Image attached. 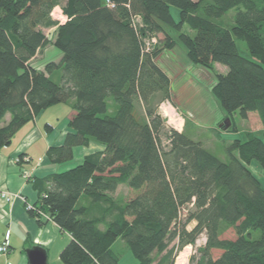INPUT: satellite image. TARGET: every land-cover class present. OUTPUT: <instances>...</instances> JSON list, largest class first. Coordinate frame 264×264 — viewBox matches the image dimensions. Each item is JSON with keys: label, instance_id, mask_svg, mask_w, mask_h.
Masks as SVG:
<instances>
[{"label": "trees", "instance_id": "trees-1", "mask_svg": "<svg viewBox=\"0 0 264 264\" xmlns=\"http://www.w3.org/2000/svg\"><path fill=\"white\" fill-rule=\"evenodd\" d=\"M58 7L65 23L53 19ZM231 10L233 24H221ZM169 28L190 62L211 72L216 64L227 67L212 87L225 119L256 116L264 136V0H0V148L41 113L69 102L70 129L49 149L50 160L70 161L74 148L90 141L105 146L37 183L35 206L51 221L29 212L71 236L60 254L64 264H121L118 240L136 264H173L171 243L193 244L202 232L199 264H264V184L250 169L255 162L264 169V139L244 133L223 161L185 131L166 130L155 102L170 98L171 79L156 59L160 44L176 45ZM160 33L164 42H152ZM49 44L60 57L38 69L33 62ZM120 185L136 195L116 200ZM230 228L235 238L222 239ZM213 250L222 253L213 258Z\"/></svg>", "mask_w": 264, "mask_h": 264}, {"label": "rangeland", "instance_id": "rangeland-1", "mask_svg": "<svg viewBox=\"0 0 264 264\" xmlns=\"http://www.w3.org/2000/svg\"><path fill=\"white\" fill-rule=\"evenodd\" d=\"M59 10V9H58ZM172 12L175 19L179 20V9L172 7ZM65 14H63L64 16ZM57 19L65 21V18L58 11ZM235 16V10L229 11L219 22L221 24H233ZM55 20V21H58ZM170 36L175 39L176 45L172 49H165L160 44L159 47L162 50V54L156 59V63L159 67L165 71V73L171 79V96L162 102H159L160 96L156 99L157 112L161 118L165 121L166 130H176L178 132L185 131L188 137L194 141L201 142L205 148L210 150L216 156L223 161H228L227 147L235 139H245V134L249 130L258 131L260 137L264 139L261 126L258 124L256 116H252L251 119L244 120L239 113H235L230 119H224L221 117L223 110L219 101L212 95V87L216 83L217 73H226L227 67L224 65L216 64L214 71L211 72L199 65H195L189 61L186 49L184 45L178 40L179 33L172 28H169ZM52 39H54L55 32L52 30L45 31ZM184 32L195 35V32L191 31L187 26L184 28ZM155 41L152 42H164V35L158 34ZM237 46L240 53L243 56L249 57L246 45L244 42L237 40ZM158 47V48H159ZM61 51L53 44H49L43 49L40 57L34 60L33 65L40 69L43 68L47 60H56L60 56ZM41 56L43 58L41 59ZM44 56L46 57L44 60ZM64 106V105H62ZM167 107V108H166ZM61 112L57 115H61L66 107H61ZM171 108L174 114L168 113V109ZM114 107L111 111H114ZM139 110H143L141 107ZM226 114V113H225ZM172 116V117H171ZM7 118H10L9 116ZM8 120V119H7ZM174 122V123H173ZM177 123V124H176ZM174 124V125H172ZM236 129V131H235ZM162 147L164 150H168L169 141L166 137H162ZM256 166L260 168L257 172ZM252 171L261 179L264 184V169L255 162L251 167ZM33 174V170H31ZM136 195V192L127 187L121 185L114 194V198L120 202H125ZM35 206V205H34ZM189 210H192L191 206L181 211L179 222L185 223ZM196 226V222L192 221L186 225V229L191 231ZM222 239H234L235 232L232 228L225 231ZM207 243V234L202 232L198 235L193 244H187L183 247L180 246L178 239L174 240L170 248L173 249V264H179L182 260V255H186V264H199L200 252L199 248L205 246ZM115 249L122 250L121 264H136L137 260L132 252L125 247L121 240H118L114 245ZM222 251L213 250V258H217L221 255ZM181 259H180V258ZM179 258V259H178ZM51 264H64L62 261L51 260Z\"/></svg>", "mask_w": 264, "mask_h": 264}, {"label": "crops", "instance_id": "crops-1", "mask_svg": "<svg viewBox=\"0 0 264 264\" xmlns=\"http://www.w3.org/2000/svg\"><path fill=\"white\" fill-rule=\"evenodd\" d=\"M38 56L40 57L37 55L36 58H39ZM45 58L44 56V60ZM51 61L54 60H47V62ZM61 107H66L67 110L57 115L62 111ZM73 115L71 102L50 107L21 128L9 146L0 148V190L19 193L27 203L39 206L41 205L37 186L39 181L71 169L82 163L87 155L105 149L103 144L90 141L88 146L75 147L73 159L70 161L54 163L50 160L49 149L64 143ZM220 118L225 119L226 114L221 112ZM24 155L30 157V163H19V158ZM253 165L254 163L250 165V169ZM22 168L33 170L31 180L22 178ZM256 170L258 172L260 168L256 166ZM252 172L256 175L254 171ZM82 202L84 203L83 200ZM8 231H10V251L7 255L0 253V264H29L25 250L33 246L46 249L49 264L51 260L61 261L60 254L71 241V236L54 222L37 221L27 210L26 202L20 199L6 202L0 198V244Z\"/></svg>", "mask_w": 264, "mask_h": 264}, {"label": "built area", "instance_id": "built-area-1", "mask_svg": "<svg viewBox=\"0 0 264 264\" xmlns=\"http://www.w3.org/2000/svg\"><path fill=\"white\" fill-rule=\"evenodd\" d=\"M58 11L62 14V16L64 14L60 7L56 8L53 11V13H52V16H53L54 20H58L57 16H56ZM63 17L65 18V21L62 22V21L58 20V22L65 23L67 21V16L64 15ZM172 125H174V124H172ZM20 160H22V162H24L26 164L31 162L30 157L27 156V155H24V156L20 157L18 161L20 162ZM21 176H22L23 179H25L27 181H29V180H31L33 178V174L31 172V170L25 169V168L21 169ZM0 198L3 199L6 202H13L14 200L20 199V200L26 202L27 210L34 212L36 214V217L42 218V219H44L46 221H51V218L49 217V215L44 213L40 208L34 206L33 204L27 203L26 199L19 193H14V192H11L9 190H0ZM9 238H10V231H8L6 233L5 239L0 244V253L3 254V255H7L9 253V251H10Z\"/></svg>", "mask_w": 264, "mask_h": 264}, {"label": "water", "instance_id": "water-1", "mask_svg": "<svg viewBox=\"0 0 264 264\" xmlns=\"http://www.w3.org/2000/svg\"><path fill=\"white\" fill-rule=\"evenodd\" d=\"M29 264H49L46 249L40 246H33L25 250Z\"/></svg>", "mask_w": 264, "mask_h": 264}, {"label": "bare ground", "instance_id": "bare-ground-1", "mask_svg": "<svg viewBox=\"0 0 264 264\" xmlns=\"http://www.w3.org/2000/svg\"><path fill=\"white\" fill-rule=\"evenodd\" d=\"M166 108H167V107H166ZM167 112L170 113V114H174V113H173V110H172L171 108H169ZM171 117H172V116H171ZM173 123H174V122H173ZM176 124H177V123H176ZM179 258H180V257H179ZM179 258H178V259H179ZM180 259H181V258H180ZM179 264H186V255H184V254L182 255V260L179 261Z\"/></svg>", "mask_w": 264, "mask_h": 264}]
</instances>
